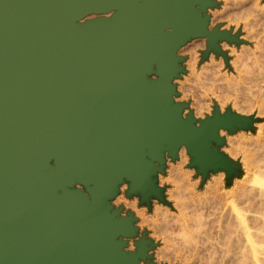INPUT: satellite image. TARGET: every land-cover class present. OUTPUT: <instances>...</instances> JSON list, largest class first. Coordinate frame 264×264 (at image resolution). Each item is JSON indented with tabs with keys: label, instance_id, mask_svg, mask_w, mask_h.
I'll return each mask as SVG.
<instances>
[{
	"label": "water",
	"instance_id": "obj_1",
	"mask_svg": "<svg viewBox=\"0 0 264 264\" xmlns=\"http://www.w3.org/2000/svg\"><path fill=\"white\" fill-rule=\"evenodd\" d=\"M213 5L0 0V264H139L145 242L125 253L116 239L132 234L130 219L115 220L102 200L117 188L118 165L147 196L159 194L151 174L165 150L185 145L201 168L224 163L211 141L236 119L196 127L172 99L186 41L208 37L206 54L222 53L219 39L238 41L206 29L200 8ZM153 66L160 78L150 81ZM75 178L91 199L58 193Z\"/></svg>",
	"mask_w": 264,
	"mask_h": 264
},
{
	"label": "rangeland",
	"instance_id": "obj_2",
	"mask_svg": "<svg viewBox=\"0 0 264 264\" xmlns=\"http://www.w3.org/2000/svg\"><path fill=\"white\" fill-rule=\"evenodd\" d=\"M211 1L217 4L207 6L205 10L197 6V8H200L202 16L208 17L210 31L218 29L220 32L222 31L221 33L237 37L238 41L220 40L222 53L217 54L216 51H210L208 56H204L207 51L206 48H208L206 37L191 38L186 41L176 53V56L182 58V60L178 63L180 71L171 81L175 89L172 99L174 105L183 107L182 118L184 120L188 117L191 118L196 127H200L202 122L214 119L217 115L220 118L226 116L234 117L236 121L229 128L222 127L219 129L218 138L220 142L211 141L212 149L222 156L223 164L206 165L205 168H201L199 164H196L195 157L189 152L188 148L185 145H181L175 156L170 155L169 150H165L163 162H153L157 169L152 171L151 180L158 189L159 194L150 191L147 196H144L141 191H133L131 189L133 182L125 179L120 186H117L112 195L102 199L106 205L110 206V213H115V220L125 221L130 219V224L133 228L132 234L129 233L127 236L119 235L116 239L118 242L125 243L124 252L135 254L138 252L139 243L141 241L145 242L146 251L144 253L146 256L144 259L140 258L141 264L199 263L194 259L197 255L188 246L190 243L188 242V244L182 240V236H179L177 232L178 226H173L172 228V230L175 228L174 231L176 230L178 233V235L173 237L175 242L173 239L169 240L167 232L162 229L163 218H171V222L177 219H184L183 213L177 206L179 199L175 197L181 189L184 188L183 193L186 195L191 191L196 198H206L209 197L208 190L217 187V196L224 197L227 205L232 206L234 203L232 199L234 189L239 185H244L246 181L249 184L255 177L256 168L251 167L247 159H250L251 155L253 156L255 150L253 145L259 141L261 142L264 135V130L261 128L264 124V94L257 93L256 97V93H253L250 96V100H247L248 95L245 99L241 98L237 91L229 89L226 83L233 76H236L239 79L238 81H241L239 77H241L243 72L240 68L241 66H239L240 63L236 61L239 55H244L245 58L243 60H245L250 57V53L257 54L258 52L257 49L260 43L258 40L261 37L258 33L259 25H261V21H264V0ZM111 15L112 13L103 15L91 14L83 18L80 23L100 17H110ZM253 17H256L255 20H253ZM224 44L226 47H224ZM195 63L196 65H194ZM237 69L240 73L236 72ZM153 70L146 75L150 81L160 78L156 73V66H153ZM248 87V82L242 84L243 89ZM201 102L202 104H200ZM247 176L249 180L245 181ZM76 185V191H81L91 199V194L83 183ZM133 203H135L134 206ZM191 216L189 218L193 220L196 217L195 215ZM158 225L162 231L157 228ZM192 231L193 229L189 230V232ZM184 249L185 251H182ZM189 250L191 251L189 252ZM200 264H205V262Z\"/></svg>",
	"mask_w": 264,
	"mask_h": 264
},
{
	"label": "bare ground",
	"instance_id": "obj_3",
	"mask_svg": "<svg viewBox=\"0 0 264 264\" xmlns=\"http://www.w3.org/2000/svg\"><path fill=\"white\" fill-rule=\"evenodd\" d=\"M216 4L217 3H214V5H216ZM236 4H238V3H236ZM244 11H245V9H244ZM246 13H247V10H246ZM252 13H254V12H252ZM259 17H258V19H259ZM255 18L253 20H255ZM263 20H264V18H263ZM259 27H260L259 32L258 31L257 32L259 33V35H261V37H260V40H258V41H260V43L258 45L257 54L252 52V54L250 53V55H249L250 57L246 56L247 59H245V60H243L245 58L244 55L243 56L239 55L236 61L238 63H240L239 66H241L240 68L242 69V72H243L241 77H239V78H241L240 79L241 81H238L239 79H237L236 76H233V78L231 77L232 79H230V81H228V83H226L227 87L229 89L237 91V94L241 98L245 99L248 95L247 100H250V96L253 95V93H256V97H257V93L264 94V21L263 22L261 21V25H259ZM206 29H208V31H210L209 24L206 25ZM206 40L208 41V37H206ZM217 44H218V47L220 48L221 47L220 39L218 40ZM224 47H226V45ZM206 49H208V48H206ZM225 49H227V48H225ZM249 52H251V51H249ZM209 54H210V52L205 54L204 56H208ZM217 54H219V53H217ZM229 55H230V52H229ZM224 56H225V54H224ZM195 59H196V57H195ZM219 63H220V61H219ZM194 65H196V63ZM202 65H204V64H202ZM232 65H233V63H232ZM235 65H236V63H235ZM192 67H193V64H192ZM205 70H206V67H205ZM237 71H238V69L236 70V72ZM225 72H226V70H225ZM201 81H202V79L200 80V83H201ZM246 82H248L249 87L246 89L245 88L243 89L242 84H244ZM260 83H261V86H260ZM245 86H246V84H245ZM235 95H236V92H235ZM242 101H244V100H242ZM239 102H240V100H239ZM239 102H238V105H239ZM261 102H262V99H261ZM200 104H202V102ZM246 105H247V103H246ZM261 128H263V130H264V124L262 125ZM31 145H32V147H31L32 149L36 148V144L34 142H32ZM253 147L255 149L253 152V156L251 155V158L247 159V160L249 161V165L251 167L256 168V170L254 172L255 177L253 178V180L249 184H247L248 182L246 180H249V178L247 176V178L245 179V181H246L245 184L239 185L234 189L233 197H232L234 203L232 204V206L227 205L224 197H222V196L218 197L217 196V194H216L218 191L217 187L216 188L213 187V189L212 188L209 189L210 190V191L208 190L209 197H206V198H196L193 196L194 194L191 191L189 192L188 195H186L183 193V191H184L183 190L184 188H183L180 190L179 194H177L175 197H177L179 199V203L177 206L179 207V209L183 213L184 219H182V220L177 219L174 221L172 220L173 222H171L170 221L171 218L170 219L167 217H166L167 219L163 218L164 224L162 225L163 228H162V226H161V228L163 229V231L167 232V237L169 238V240H172L173 237H175L179 233V236L180 237L182 236V238H183L182 240H184L187 243L188 242L190 243V244L188 243L189 244L188 246L191 247V250L194 252V254L197 255L196 257H194V259L197 262H199L198 264L204 263V262H205V264H264V135H263L261 142L259 141L258 143L254 144ZM236 148H237V146H236ZM147 150H148V147H146L145 152ZM185 158H187V157H185ZM146 160L153 161L148 157V153L146 155ZM50 162H51L52 167L54 168L55 167L54 161L50 160ZM118 167H119L118 168L119 171H118L117 176L113 177V182L115 184H117V186H120V184L123 183L124 180L125 179L127 180L128 178H127V175H126L125 171L123 170V168H120L119 165H118ZM52 169L49 170V169L45 168L42 170V172H45L47 175L50 176L52 174ZM119 177H120V179H123V181H120ZM74 180H76V181H74L73 185H71L70 187L67 185H64V184H60L59 186L61 188L59 189L58 193L62 194L63 189L76 191L75 190V188L77 186L76 184H80V183L77 182L78 179L75 178ZM184 184H186V183H184ZM125 187H127V186H125ZM86 188L88 190L89 187L86 186ZM137 191H141V189L139 188ZM134 205H135V203H133V206ZM191 215L196 216L194 218V220L189 218ZM145 222H147V221H145ZM173 226H178V229H177L178 233L176 232V230L174 231L175 228L172 230ZM157 228L160 229L159 225ZM192 229H193V231L189 232V230H192ZM163 234H164V232H163ZM177 238H178V236H177ZM174 239H173V241L175 242ZM180 242H178V243H180ZM176 246H177V242H176ZM172 249H176V248H172ZM172 249H170V250L173 251ZM191 250H189V252ZM182 251H185V249ZM149 252H151V251H149ZM191 258H192V256H191ZM139 264H141L140 259H139Z\"/></svg>",
	"mask_w": 264,
	"mask_h": 264
}]
</instances>
